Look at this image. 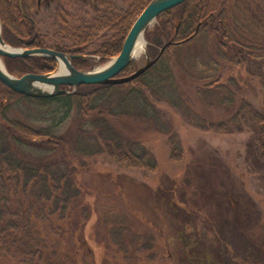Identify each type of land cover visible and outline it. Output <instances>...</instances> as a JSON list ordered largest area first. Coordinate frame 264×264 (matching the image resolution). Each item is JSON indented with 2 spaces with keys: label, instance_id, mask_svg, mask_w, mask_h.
<instances>
[{
  "label": "trees",
  "instance_id": "trees-1",
  "mask_svg": "<svg viewBox=\"0 0 264 264\" xmlns=\"http://www.w3.org/2000/svg\"><path fill=\"white\" fill-rule=\"evenodd\" d=\"M26 1L31 3V0H22L21 10L19 0H0L5 43L13 47L47 48L85 55L72 61L77 70H85L95 64L103 65L121 52L131 25L151 0H130L126 10L106 7L98 21L65 25L62 32L66 45H47L39 34L34 38L35 29L25 18V15L31 16L33 8H25ZM230 6H234L245 20L248 18L238 31L236 25L233 28V18L228 17ZM260 6H264V0H187L160 14L155 25L145 32L148 54L155 58L164 44L169 41L172 44L150 69L127 84L83 85L73 95L35 99L16 94L0 83V259L8 258L16 264H100L89 246L98 223L95 199L79 179L86 166L83 157L95 152H77L80 140L86 135L98 136L100 144L96 154H105L121 168L141 172L143 178L155 174L158 165L154 155L138 147V143L132 145V141L122 138L114 131V123L127 130L132 122L152 117L148 114L150 108L140 105L149 102V97H153L157 104L164 100L179 108L183 104L184 91L176 74L184 72L186 66L214 72L219 71L220 66L228 65L239 72L252 67L256 61L262 62L264 68V39L257 38L264 30V20L256 12ZM199 42L206 43L209 56L203 64L198 62L193 51ZM91 46L94 48L89 50ZM4 62L8 72L16 77L30 73L46 74L56 67L55 61L40 57L4 58ZM137 66L138 63L132 61L119 77L131 75ZM190 80L197 82L194 78ZM203 80L202 86L195 84V93L203 98L210 97L217 105L234 112L226 122L210 123L206 128L193 125L220 134L241 133L245 127L250 128L253 132L250 146L255 161L264 169V140L260 142V135L264 134V113L246 99L236 104L233 93L224 88V80L219 75L209 74ZM142 89L149 97L143 96ZM113 90L118 96H124L118 97V104H125L130 99L127 102L134 105L135 111L114 112L108 102ZM103 97L106 99L99 103ZM26 101L52 108V113L58 112L57 123L34 127L6 116L15 104ZM186 108L195 123H206L193 115L189 107ZM67 121L78 127L76 138L79 140L74 143L69 140L68 133L58 134V127ZM86 124H90L93 130H83L82 126ZM93 131L100 134L105 131L108 135L99 137L97 132L92 134ZM168 145L170 159L179 164L182 157L179 141L170 136ZM112 227L113 230L120 228L119 225ZM238 229L244 236L245 230ZM244 237L247 248L255 252L256 244L248 236Z\"/></svg>",
  "mask_w": 264,
  "mask_h": 264
},
{
  "label": "rangeland",
  "instance_id": "rangeland-1",
  "mask_svg": "<svg viewBox=\"0 0 264 264\" xmlns=\"http://www.w3.org/2000/svg\"><path fill=\"white\" fill-rule=\"evenodd\" d=\"M126 1L114 0L115 8L126 10ZM71 12L89 19L94 16L92 12L85 15L75 9ZM228 12L237 31L248 22V18L245 20L234 6H230ZM256 12L264 20V6L256 8ZM36 22L47 45L67 44L56 30L52 11L43 10ZM257 38L264 39V30ZM205 45L199 42L193 50L200 64L209 58ZM142 61L141 57L138 65ZM262 65V62L254 61L252 67L239 72L228 65L220 66L219 71L214 72L186 66L184 72H176L184 91L181 101L184 105L179 108L164 100L155 103V99L142 89L140 92L149 97V102L140 105L150 108L148 114L152 117L132 122L127 130L114 123V131L132 141V145L138 143V147L154 155L158 171L148 174V178H143L139 171L119 167L105 154H96L100 144L98 136L86 135L80 140L77 152H95L83 157L86 166L79 179L95 199L98 223L89 246L100 264H264V169L255 161L250 146L253 132L245 127L241 133L220 134L193 125L207 127L210 123L226 122L234 112L217 105L210 97L203 98L195 93V84L202 86L203 79L209 74L219 75L224 80V88L233 93L236 104L246 99L264 113ZM103 66L95 64L85 70H98ZM200 77L202 79L198 81ZM111 94L108 102L114 112L135 111L134 105L127 102L130 99L125 104H118V97L124 96H118L115 90ZM102 99L99 103H103L106 97ZM186 107L206 123H195ZM51 109L26 101L15 104L6 116L34 127L48 126L56 124L59 117V113H52ZM82 128L93 130L90 124ZM77 129L67 121L58 127V134L68 133L69 140L74 143L79 140L76 138ZM94 132L99 137L108 135L105 131L101 134L93 131L92 134ZM170 136L179 141L182 149L179 164L170 159ZM263 140L264 134L261 133L260 142ZM113 225L120 228L113 230ZM238 228L244 229L243 235L256 244L255 252L247 248L246 237L240 235L242 231ZM0 264L16 263L2 258Z\"/></svg>",
  "mask_w": 264,
  "mask_h": 264
},
{
  "label": "water",
  "instance_id": "water-1",
  "mask_svg": "<svg viewBox=\"0 0 264 264\" xmlns=\"http://www.w3.org/2000/svg\"><path fill=\"white\" fill-rule=\"evenodd\" d=\"M187 0H151L135 19L128 34L126 35L121 52L108 60L98 70H77L72 61L79 59V56L57 52L46 48H20L11 47L5 43L2 37V24L0 21V83L12 92L35 99H45L61 95L74 94L79 86L83 85H122L127 84L142 76L160 58L164 50L172 44L167 42L159 50L155 58H151L147 51L148 43L145 39V32L156 22L157 17ZM141 42V43H140ZM142 44L143 61L137 66L134 73L126 77L119 75L135 60L137 46ZM48 58L56 63L53 71L46 74H25L22 77H15L10 74L4 64L3 58ZM66 87L72 89H62Z\"/></svg>",
  "mask_w": 264,
  "mask_h": 264
},
{
  "label": "flooded vegetation",
  "instance_id": "flooded-vegetation-1",
  "mask_svg": "<svg viewBox=\"0 0 264 264\" xmlns=\"http://www.w3.org/2000/svg\"><path fill=\"white\" fill-rule=\"evenodd\" d=\"M126 2L127 8L130 4V0H127ZM29 6L33 8V12L31 13V16L25 15V18L31 22L35 29L36 33L34 35V38H36V34H39L43 39L45 38L43 33L38 30V25L36 22V17H39L43 10L52 11V15L55 18V24L57 27L56 30L61 34V38H65L64 33L62 32L65 25L77 22L92 23L94 21L102 19L106 7L114 6V0H31V3L27 1L25 2V8H28ZM19 7L22 10V0H19ZM72 9L79 10L85 15H88L90 12H92L94 16L89 19L88 16H86V18L80 16L79 14L72 13ZM93 18L96 20H93ZM69 55L79 57L85 56L82 54Z\"/></svg>",
  "mask_w": 264,
  "mask_h": 264
},
{
  "label": "bare ground",
  "instance_id": "bare-ground-1",
  "mask_svg": "<svg viewBox=\"0 0 264 264\" xmlns=\"http://www.w3.org/2000/svg\"><path fill=\"white\" fill-rule=\"evenodd\" d=\"M177 7V6H176ZM175 8V7H174ZM173 9V8H172ZM171 10V9H170ZM162 14V13H161ZM158 18V17H157ZM134 23V22H133ZM133 25V24H132ZM131 25V26H132ZM131 28V27H130ZM141 43V42H140ZM142 52H143V46L142 44H139L137 46V49H136V53H135V60H138V58L142 55ZM77 90V89H76ZM76 90H75V93H76ZM69 92H72V89H68ZM74 93V94H75ZM70 95H73V94H70Z\"/></svg>",
  "mask_w": 264,
  "mask_h": 264
}]
</instances>
